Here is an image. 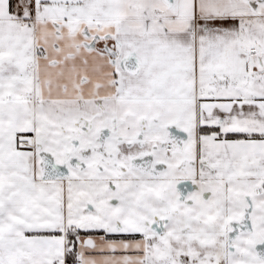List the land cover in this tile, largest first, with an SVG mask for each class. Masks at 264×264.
I'll return each mask as SVG.
<instances>
[{"label": "snow or ice", "instance_id": "snow-or-ice-1", "mask_svg": "<svg viewBox=\"0 0 264 264\" xmlns=\"http://www.w3.org/2000/svg\"><path fill=\"white\" fill-rule=\"evenodd\" d=\"M0 264H264V0H0Z\"/></svg>", "mask_w": 264, "mask_h": 264}]
</instances>
